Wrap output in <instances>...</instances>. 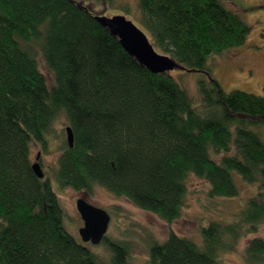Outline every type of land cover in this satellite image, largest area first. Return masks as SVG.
<instances>
[{
  "label": "trees",
  "instance_id": "1",
  "mask_svg": "<svg viewBox=\"0 0 264 264\" xmlns=\"http://www.w3.org/2000/svg\"><path fill=\"white\" fill-rule=\"evenodd\" d=\"M94 3L0 0V264H131L125 240L77 241L58 191L100 186L172 223L190 175L209 183L211 198L236 197L237 175L258 192L236 222L201 226L199 243L171 232L150 244L146 261L223 264L220 253L264 221V95L224 93L209 77L199 80L194 104L170 72L154 74L123 49L95 20ZM137 7L136 25L182 70L209 74L208 61L250 33L223 0H137ZM61 117L72 148L65 131L54 135ZM52 136L57 165L39 179L31 146L46 153ZM246 259L264 264L262 238L249 241Z\"/></svg>",
  "mask_w": 264,
  "mask_h": 264
},
{
  "label": "rangeland",
  "instance_id": "2",
  "mask_svg": "<svg viewBox=\"0 0 264 264\" xmlns=\"http://www.w3.org/2000/svg\"><path fill=\"white\" fill-rule=\"evenodd\" d=\"M94 11L102 16L125 15L138 24L137 0H92ZM229 10L236 12L249 27L250 33L245 43L222 55L211 58L207 65L209 74L175 69L170 72L175 82L183 88L196 105L200 104L199 80H216L224 93L240 90L258 96L264 95V0H223ZM128 8L129 12L124 9ZM42 72L49 78L50 73L39 59ZM61 117L54 126V135L60 136L66 127ZM264 141V125L258 129ZM57 141L52 136L48 152L40 145L32 144L31 160L38 162L45 176H52L57 165ZM39 155L38 161L36 160ZM239 193L234 198H211L210 185L205 180L190 175L186 180L187 194L181 216L167 223L157 215L137 208L127 199L117 197L100 186H94L90 194L72 189L58 191L60 203L65 211V226L79 242V229L83 221L77 211L76 201L86 199L90 204L105 210L110 215L108 238L111 241L125 240L130 244L131 264H146L148 249L153 242H163L171 232L196 243L200 242V228L209 222L231 224L236 222L238 213L247 200L258 192V185H249L235 175ZM264 240V221L256 233L240 238L230 248L223 250L219 258L223 264H250L246 259V248L251 239ZM90 246V244H89ZM102 248L94 249L99 252Z\"/></svg>",
  "mask_w": 264,
  "mask_h": 264
},
{
  "label": "water",
  "instance_id": "3",
  "mask_svg": "<svg viewBox=\"0 0 264 264\" xmlns=\"http://www.w3.org/2000/svg\"><path fill=\"white\" fill-rule=\"evenodd\" d=\"M95 20L110 34L118 38L123 49L134 57L141 65L154 74L172 72L179 69V64L167 55L158 53L150 43L146 33L132 20L124 15L111 17L95 15ZM66 139L70 148L73 147L74 137L70 126L65 127ZM39 155L36 160L38 161ZM34 174L44 178V172L38 162L32 164ZM77 211L83 221V227L79 229V237L82 243L97 246L108 232L110 215L84 198L76 201Z\"/></svg>",
  "mask_w": 264,
  "mask_h": 264
}]
</instances>
